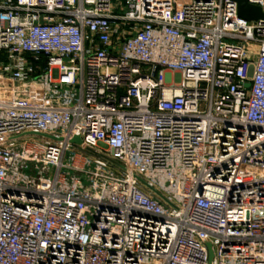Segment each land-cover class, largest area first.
Returning <instances> with one entry per match:
<instances>
[{"label": "built area", "instance_id": "2783aa9c", "mask_svg": "<svg viewBox=\"0 0 264 264\" xmlns=\"http://www.w3.org/2000/svg\"><path fill=\"white\" fill-rule=\"evenodd\" d=\"M0 264H264V19L0 0Z\"/></svg>", "mask_w": 264, "mask_h": 264}, {"label": "water", "instance_id": "95a60500", "mask_svg": "<svg viewBox=\"0 0 264 264\" xmlns=\"http://www.w3.org/2000/svg\"><path fill=\"white\" fill-rule=\"evenodd\" d=\"M237 3V13L240 17L251 20L257 21L264 19V13L259 5L251 4L248 0H235ZM250 83L247 82L245 87L248 88ZM73 144H81V139L78 136H74L71 140Z\"/></svg>", "mask_w": 264, "mask_h": 264}, {"label": "rangeland", "instance_id": "374dc122", "mask_svg": "<svg viewBox=\"0 0 264 264\" xmlns=\"http://www.w3.org/2000/svg\"><path fill=\"white\" fill-rule=\"evenodd\" d=\"M181 2V0H179V3Z\"/></svg>", "mask_w": 264, "mask_h": 264}]
</instances>
